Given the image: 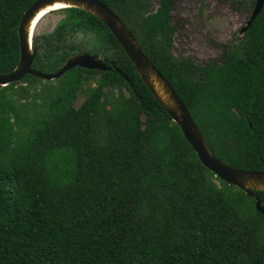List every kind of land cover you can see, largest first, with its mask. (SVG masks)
Segmentation results:
<instances>
[{"label":"trees","instance_id":"16d2710c","mask_svg":"<svg viewBox=\"0 0 264 264\" xmlns=\"http://www.w3.org/2000/svg\"><path fill=\"white\" fill-rule=\"evenodd\" d=\"M36 1L0 0V74L18 64L19 22ZM98 1L172 86L212 154L264 173V5L220 64L195 69L197 79L172 55L173 0H158L141 38L123 14L137 15L144 0ZM57 11L67 14L33 40V68L55 73L89 53L126 79L76 67L56 80L27 75L0 86V264H264L255 199L202 166L102 22ZM253 194L264 207V192Z\"/></svg>","mask_w":264,"mask_h":264},{"label":"water","instance_id":"95a60500","mask_svg":"<svg viewBox=\"0 0 264 264\" xmlns=\"http://www.w3.org/2000/svg\"><path fill=\"white\" fill-rule=\"evenodd\" d=\"M55 4H62L66 9L85 11L106 26L126 56L130 59L154 100L157 101L160 107L164 109L172 121L180 128L185 140L192 147L202 166L223 182L235 186L247 196L255 199L256 211L264 216V207L259 197L253 194V191L264 192V173L232 168L219 161L212 154L192 116L172 86L145 56L138 42L118 15L98 0H37L33 3L22 15L18 26L20 48L18 64L10 73L0 74V86L4 87L14 82H20L27 75L40 78L44 81H52L59 79L67 71L76 67L101 72L115 69L125 78L123 73L116 68L115 62L101 60L98 56L89 53H80L69 57L55 73H45L33 68L37 50L33 49L35 30L31 31L32 22L42 10L53 7ZM263 5L264 0H255L249 19L239 30L240 35L249 29L260 14ZM106 63L109 66H106Z\"/></svg>","mask_w":264,"mask_h":264},{"label":"rangeland","instance_id":"374dc122","mask_svg":"<svg viewBox=\"0 0 264 264\" xmlns=\"http://www.w3.org/2000/svg\"><path fill=\"white\" fill-rule=\"evenodd\" d=\"M238 0H173L171 25L174 30L172 37V55L180 60H187L193 66L194 73L190 76L199 78L196 68L208 62L220 64L224 48L237 36L239 30L246 24L251 11L252 0H242L245 6L232 5ZM142 10L135 16L124 13L128 26L138 38L142 37L141 22L143 18L154 12L158 0L145 1ZM65 11L52 12L45 15L38 23L33 40L41 42L43 36L53 32L60 21L66 16ZM72 16V15H71ZM70 21L72 19L70 18ZM74 40L81 41L82 35L74 34ZM187 72L184 73L187 76ZM83 97L75 102L79 106Z\"/></svg>","mask_w":264,"mask_h":264},{"label":"bare ground","instance_id":"6f19581e","mask_svg":"<svg viewBox=\"0 0 264 264\" xmlns=\"http://www.w3.org/2000/svg\"><path fill=\"white\" fill-rule=\"evenodd\" d=\"M60 9H66V7L62 4H55L53 7H49L45 10H42L36 18L32 22L31 31L36 29L37 24L39 21L47 14L51 13L52 11L60 10ZM35 32V31H34Z\"/></svg>","mask_w":264,"mask_h":264}]
</instances>
